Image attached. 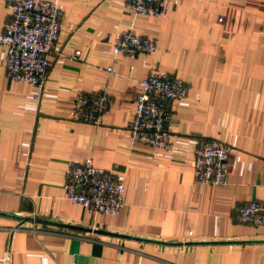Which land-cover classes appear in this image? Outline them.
I'll use <instances>...</instances> for the list:
<instances>
[{"label":"crops","instance_id":"0c3cea01","mask_svg":"<svg viewBox=\"0 0 264 264\" xmlns=\"http://www.w3.org/2000/svg\"><path fill=\"white\" fill-rule=\"evenodd\" d=\"M42 1L62 18L38 100L6 80L0 50V264H264V228L236 221L264 202V0H170L164 18L132 16L123 0ZM5 18L0 0V32ZM128 30L155 52L113 61ZM149 71L187 90L168 105V153L127 141ZM101 91L99 126L69 118L76 92ZM210 139L229 150L223 187L192 181L193 150ZM85 159L122 177L116 216L65 200V164Z\"/></svg>","mask_w":264,"mask_h":264},{"label":"built area","instance_id":"2783aa9c","mask_svg":"<svg viewBox=\"0 0 264 264\" xmlns=\"http://www.w3.org/2000/svg\"><path fill=\"white\" fill-rule=\"evenodd\" d=\"M170 0H123V7L132 16L164 18ZM6 18L0 32V50L6 80L34 88L38 100L49 66V56L59 33L62 12L54 2L42 0H3ZM264 29V16L262 21ZM154 40L136 36L132 31L117 34L111 41L110 55H152ZM74 50L70 61H76ZM112 72L111 67L106 69ZM141 90L134 97V109L126 127L130 145H142L160 153L172 150L168 125V105L180 102L186 86L166 74L149 71L140 81ZM111 97L101 92H76L69 108L74 122L97 127L107 114ZM228 147L218 140H205L193 150L192 181L203 186L226 185ZM64 198L88 212L116 216L124 207L123 179L94 167L90 159L68 160L65 164ZM239 224L264 228V202L251 201L237 208Z\"/></svg>","mask_w":264,"mask_h":264}]
</instances>
